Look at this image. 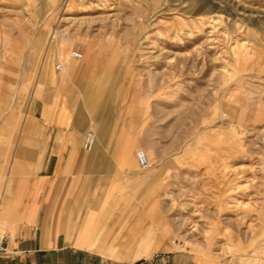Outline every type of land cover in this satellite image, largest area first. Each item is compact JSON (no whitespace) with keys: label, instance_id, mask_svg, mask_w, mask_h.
Listing matches in <instances>:
<instances>
[{"label":"rangeland","instance_id":"rangeland-1","mask_svg":"<svg viewBox=\"0 0 264 264\" xmlns=\"http://www.w3.org/2000/svg\"><path fill=\"white\" fill-rule=\"evenodd\" d=\"M70 100L93 150L108 123L148 154L162 249L264 264V0H0V183L31 106Z\"/></svg>","mask_w":264,"mask_h":264},{"label":"crops","instance_id":"crops-1","mask_svg":"<svg viewBox=\"0 0 264 264\" xmlns=\"http://www.w3.org/2000/svg\"><path fill=\"white\" fill-rule=\"evenodd\" d=\"M68 102L57 109L34 103L22 125L0 183V221L9 236L0 264H201L161 248L157 215L139 205L144 173L120 138L122 126L107 123L103 141L86 151L84 134L103 114Z\"/></svg>","mask_w":264,"mask_h":264},{"label":"built area","instance_id":"built-area-1","mask_svg":"<svg viewBox=\"0 0 264 264\" xmlns=\"http://www.w3.org/2000/svg\"><path fill=\"white\" fill-rule=\"evenodd\" d=\"M83 53L79 50H74L72 51V57L80 59L82 58ZM56 70L62 71L63 70V65L62 64H57L56 65ZM96 145V134L92 130H88L84 134V139H83V148L86 151H91ZM136 157L138 160V164L141 170H148L151 166L149 163V158L143 149H139L136 152ZM9 236L8 234L3 231V229L0 227V257L4 256L5 254L8 253L9 250ZM162 254H156V258H161Z\"/></svg>","mask_w":264,"mask_h":264},{"label":"bare ground","instance_id":"bare-ground-1","mask_svg":"<svg viewBox=\"0 0 264 264\" xmlns=\"http://www.w3.org/2000/svg\"><path fill=\"white\" fill-rule=\"evenodd\" d=\"M215 20H217V19H215ZM215 23H216V22H215ZM234 43H235V42H234ZM64 61H65L66 65H67L68 71L71 70V69H73V70L76 69L77 65H75V64L70 60V55H67V54H66V56H65V58H64ZM66 72H67V70H66ZM145 152H146V151H145ZM146 154H147V153H146ZM147 156H148V154H147ZM148 158H149V157H148ZM149 163H150V158H149Z\"/></svg>","mask_w":264,"mask_h":264}]
</instances>
